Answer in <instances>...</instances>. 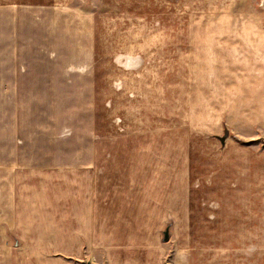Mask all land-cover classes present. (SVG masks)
<instances>
[{
  "label": "rangeland",
  "instance_id": "obj_1",
  "mask_svg": "<svg viewBox=\"0 0 264 264\" xmlns=\"http://www.w3.org/2000/svg\"><path fill=\"white\" fill-rule=\"evenodd\" d=\"M9 4L0 67L17 63L18 86L0 103V136L4 123L16 133L38 220L69 221L91 175L115 191L114 234L145 244L128 248L134 264H264V86L233 78L239 32L228 29L246 15L264 23V0H0ZM28 64L48 75L28 81ZM62 64L73 84L51 75ZM90 65L85 87L76 69Z\"/></svg>",
  "mask_w": 264,
  "mask_h": 264
},
{
  "label": "crops",
  "instance_id": "obj_2",
  "mask_svg": "<svg viewBox=\"0 0 264 264\" xmlns=\"http://www.w3.org/2000/svg\"><path fill=\"white\" fill-rule=\"evenodd\" d=\"M7 16L0 20V24L7 25L8 33L10 25L15 24L17 10L13 4L0 5ZM223 15V14H222ZM228 29H238V46L234 47L235 71L232 75L235 79L254 80L260 79V85L264 86V23L254 15H246L238 21L231 23ZM15 31V28H13ZM12 31V33H14ZM5 33V31H4ZM11 34V30H10ZM10 34L5 35L11 37ZM15 35L12 34V38ZM232 51V49H230ZM219 56V55H218ZM16 59V58H14ZM220 63V59H218ZM86 67V66H85ZM83 72H82V70ZM94 68H78L86 77L81 83L82 86H92L90 82L94 79ZM48 67L38 64H28V81L43 79L48 75ZM51 75L56 71L57 85L63 86L73 84L75 79L74 68L67 66H54ZM95 71V70H94ZM17 63H3L0 67V103H11L12 95L18 86ZM32 82L31 84H35ZM30 85V83H28ZM53 85V84H52ZM263 95H264V91ZM4 135L0 136V264H18L22 260L28 264H96L102 261L104 264L124 263L134 264L139 261L129 256L128 248L143 252L145 244L140 241H128L114 234L117 224L113 217V209L109 201L112 200L111 185L101 182L89 175L88 198L80 199L79 211L73 209L70 219L67 221L63 215L60 219L47 223L36 216V208H28V190L32 188L28 181V162L22 165L18 172L17 160V137L14 129L4 123ZM91 151L96 152V143H92ZM89 162L86 165L77 163H65L60 159L53 164L58 171H67L68 167H87L96 164ZM41 166L42 164H36ZM49 167V168H50ZM49 168L44 170L49 171ZM37 177L35 184H50L51 181L43 176ZM25 178V180H24ZM57 182L58 179L55 178ZM62 181L65 182L64 178ZM36 188V187H35ZM104 194L103 198L102 195ZM41 196L44 193L40 192ZM28 211L34 212L29 214ZM118 219V216H117ZM57 225L56 229L50 230L49 225ZM127 251V254H125ZM101 251L103 258L98 259L97 252Z\"/></svg>",
  "mask_w": 264,
  "mask_h": 264
},
{
  "label": "water",
  "instance_id": "obj_3",
  "mask_svg": "<svg viewBox=\"0 0 264 264\" xmlns=\"http://www.w3.org/2000/svg\"><path fill=\"white\" fill-rule=\"evenodd\" d=\"M221 140H222V146H225L226 136L223 137ZM163 234H164V241H168L170 239V236H171L170 226L167 227V229L163 232Z\"/></svg>",
  "mask_w": 264,
  "mask_h": 264
},
{
  "label": "bare ground",
  "instance_id": "obj_4",
  "mask_svg": "<svg viewBox=\"0 0 264 264\" xmlns=\"http://www.w3.org/2000/svg\"><path fill=\"white\" fill-rule=\"evenodd\" d=\"M241 244V243H240Z\"/></svg>",
  "mask_w": 264,
  "mask_h": 264
}]
</instances>
